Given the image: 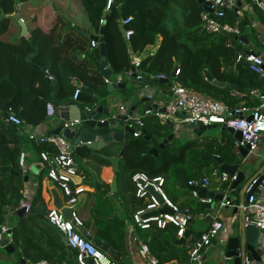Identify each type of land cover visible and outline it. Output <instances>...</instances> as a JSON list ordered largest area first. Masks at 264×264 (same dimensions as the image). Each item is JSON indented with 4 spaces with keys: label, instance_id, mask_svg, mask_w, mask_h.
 Masks as SVG:
<instances>
[{
    "label": "trees",
    "instance_id": "16d2710c",
    "mask_svg": "<svg viewBox=\"0 0 264 264\" xmlns=\"http://www.w3.org/2000/svg\"><path fill=\"white\" fill-rule=\"evenodd\" d=\"M27 1L30 0H0V224L4 220L6 205H17L23 199V171L18 165V157L26 142L31 143L32 150L38 155L43 150L49 152L56 150L48 143L35 144L22 135L20 129L4 125L1 117L13 112L23 121L21 129H25L28 124H40L47 117V103L53 101L56 105L58 103L73 104L71 95L76 86L71 82L72 76L78 78L88 89V91L80 90L77 96L80 108L100 104L102 97L108 93L105 77L97 69L100 59L97 49L89 52L87 56L92 70H88L83 63L73 67L70 60L67 61L69 69L62 68L57 72L54 68L58 59L60 62L61 54L59 42L53 41V30L44 32L40 28H35L28 37H17L14 42L1 39V35L7 31L13 19L12 13L15 11L16 4ZM79 1L91 29L98 33L103 26L106 60L112 70L111 76L124 74L133 66L129 60L127 43L133 53L140 54L147 45L154 43L156 35L159 34L162 38L155 53L143 58L138 64V70L144 81L149 79L156 81L154 78L156 75L164 74L167 76L168 83L177 62L179 73L176 79H179L183 86L208 94L227 104L230 109L241 106L253 107L258 104L257 101H250L246 97L232 95V89L227 86L229 83H236L239 92L247 93L253 87H261L262 83L259 76L252 72L244 61L238 63L236 71H233V57L237 51L243 50L242 43L238 39H233V45L228 46L225 43L227 36L223 33L210 34L200 31L199 15L205 9L203 3L197 0H165V2L163 0H113L110 10L105 12L106 0ZM179 14L181 20L177 21ZM127 17H130V20L123 27L132 31L128 41L122 36L119 28L121 21ZM235 19L236 15L231 10L226 12L222 21L233 24ZM245 27L246 25L240 24V29ZM84 43L83 39H77L74 42V44ZM80 49L83 48L80 46ZM46 70L55 78V81L47 79ZM205 70L212 76L213 81L223 82L224 86H218L205 79L203 75ZM163 85H166V82ZM13 98L9 110L6 111L3 108L4 104ZM154 126L153 133L168 132L166 128L161 127L164 125L154 124ZM231 147L232 142L228 140L224 146L201 148H204L205 153L211 156L217 154L230 161L234 158L230 154ZM149 148V141L144 137L132 138L121 158L124 190L132 196L133 211L142 204L135 198L134 186L131 182V175L134 172L143 171L151 177L160 175L165 181L174 173L175 167L179 168L176 171L177 174L184 173L185 176L192 169L196 176L201 173L208 174L212 170L207 169L209 161L199 160L198 156L203 154L201 150L195 152L192 150L191 154L194 153V155L188 162L190 170L186 171L183 164L188 160L187 151L192 149L191 146L185 145L176 153H171L165 148L161 149L163 153L161 152L158 157L161 162L147 154ZM104 162L109 164L106 160ZM48 210L36 196L30 203L31 213L19 217L7 241L20 251L18 255L22 254L29 261L45 258L51 264H61L62 260L67 259L59 237L55 238V252L53 249L38 246L41 236L36 234L35 228L39 232L43 230L50 235V246L53 248V231L48 226L46 218ZM143 231L141 235L143 238L150 237L151 250L160 264L175 257L180 262L187 261L188 254L185 250L180 251L178 255L165 257L163 246H166L169 241L176 242L173 225L167 224L164 228L153 227ZM94 236L107 241L115 250L121 251L111 235L96 231Z\"/></svg>",
    "mask_w": 264,
    "mask_h": 264
},
{
    "label": "crops",
    "instance_id": "0c3cea01",
    "mask_svg": "<svg viewBox=\"0 0 264 264\" xmlns=\"http://www.w3.org/2000/svg\"><path fill=\"white\" fill-rule=\"evenodd\" d=\"M249 3V0H246ZM18 12V15L21 16L22 21L17 20V17H13L11 20L9 27L5 33L1 35V39L8 42H14L17 37L20 36V26L19 22H22L26 25V34L25 37L30 35V32L35 28H40L44 32H50L53 30V41L59 42L60 46V54L61 60L57 62L54 71L69 69L68 62L72 60V66L76 67L78 64L81 65L83 63L88 70H92L91 64L88 63L90 60L88 59V53L92 52L94 49L98 50V45L95 47H91L90 45V37L89 35H96L97 32H94L90 24L86 18V15L83 11V7L79 0H46V1H38V0H30L23 3L16 4L15 12ZM26 12L30 14V17L26 19ZM42 14H47L45 17H42ZM52 14V15H49ZM24 19V20H23ZM241 22H244L243 25H246L245 29L241 30V35H244L246 39L239 40L242 43V51L246 50H253L257 53L262 54L264 56V45L258 42L257 34L262 35L264 37V13L258 10L254 5H248L246 11L243 13L241 17ZM181 20V15H178L177 21ZM161 35H156L154 43L147 45L144 50L140 54L131 53L129 54V60L131 64H134L135 61H140L143 58L153 55L157 50L160 42H161ZM83 39L85 41L84 44H74L75 40ZM126 40V39H125ZM128 41V40H126ZM69 45L73 46L74 48L70 47ZM128 45V43H127ZM81 48L83 49H80ZM130 46V45H129ZM79 47V49H78ZM128 48V47H127ZM131 48V47H130ZM99 53V50H98ZM100 56V54H99ZM133 59V61H132ZM101 60V56L99 62ZM177 63V62H175ZM99 64V63H98ZM79 65V66H80ZM177 67V66H176ZM98 69V65H97ZM86 70V71H88ZM99 71V70H98ZM128 72V71H127ZM127 72L124 74H119L116 76H111L108 78L110 81H114L116 83H122L123 87L114 89L113 91H109L106 95L102 97V102L97 105H93L92 107L103 106L107 107L109 111V117L112 118L114 115H127L130 107L135 104V102L139 101L142 97V92L144 91V84L148 85L150 91H152V101L155 105H160L164 103L170 97V84L172 82L178 83L176 76L172 77L169 82L167 83L166 78V85L165 82H160L159 80H146L144 82H137L131 79V76L127 75ZM204 75V72H203ZM47 77V75H46ZM205 77V75H204ZM48 79V78H47ZM206 79V77H205ZM208 80V79H207ZM261 80V79H260ZM55 81V78L53 79ZM211 81V80H210ZM71 82L77 87H85L78 78L74 76L71 77ZM106 82V81H105ZM149 82V83H147ZM180 84V83H179ZM236 84V83H235ZM237 85V84H236ZM228 86V84H227ZM238 86V85H237ZM230 88V87H229ZM260 90L264 91V86L258 87ZM232 95L238 97L242 92L238 90L232 89ZM250 101H257L258 99L246 97ZM125 99V100H124ZM71 101L73 104H77L80 102L79 100H74L71 95ZM50 104L56 105L53 101L49 102ZM72 104V103H71ZM71 104H62L58 103L57 106L59 107H66ZM125 106L126 110H119V106ZM145 107V102H139V104L135 107L132 111L131 116L141 115L143 109ZM80 108V107H79ZM91 109V107L81 108V109ZM106 116H103L105 118ZM132 118V117H131ZM128 118L126 121H119V124L124 126L126 124H132V119ZM63 119L53 117H46V119L38 125H27L25 129H20L22 131V135L28 137V133H35V134H47L48 131L55 129L58 126H62ZM154 124H161L156 118L154 117H146L144 118V125L143 129L146 130L147 133H153V128L155 127ZM166 128L168 132L163 134L164 136L173 133V137L169 140V145L173 144V146H169L165 149L174 152H178L181 150L183 146H191L193 144L197 145L201 149V156L204 157L206 155H210L205 153V149L211 146L219 145L224 146L225 143L229 140L231 142L234 140L233 133L226 131L223 127L219 124H211L208 127H200V126H192V125H184L181 124L177 117L176 119H172L165 124H161ZM148 128V129H146ZM162 128V129H163ZM196 131H194V129ZM63 129V128H62ZM163 129V130H164ZM184 130L187 131L188 140L184 142H180L178 134H176L177 130ZM86 130H88L86 128ZM204 130H211L214 135L208 136L204 133ZM216 131L218 134H215ZM61 135V133H60ZM143 137L142 135L135 137L130 133H124V140L127 141V145L130 139L132 138H139ZM68 140V139H67ZM72 141V140H70ZM73 143V141H72ZM74 144V143H73ZM75 145V144H74ZM127 145L125 147L124 153L126 151ZM150 148L153 146L149 142ZM204 147V148H201ZM149 148V149H150ZM158 148L157 156L153 154H147L155 157L158 159L159 154L163 151ZM176 148V150H175ZM122 149V142L114 143L113 147L108 150H101L111 156L117 155V153ZM179 149V150H178ZM178 150V151H177ZM23 151L27 153L26 162L28 168L23 171V189L22 195L24 201L31 203L33 199L38 196V201L43 202L46 209H50L54 206V193L57 194L59 200L62 203V209H73L78 217L81 220V226L87 231L89 235L95 238L94 234L96 231H101L106 233V235H111L112 238L115 239L114 242L121 248V251L116 250L120 253L119 262L121 264H144L143 259L141 258L139 251H138V241L142 240L146 244L148 242L149 249L153 255L155 253L151 250V243L150 237L143 238L141 232L143 230L136 228L133 226L131 220V214L133 213L134 202L132 196L129 192H125L124 190V179L122 178V169H121V158L118 162V172H114L112 169L111 163L97 155L91 153V149H89L85 143H81L79 145H75V154L74 159L79 165V167L85 172L86 177L81 180V184L84 187V190L76 196L77 200L75 203H68L66 196L61 192L60 188L52 183L46 177V164L40 159L39 155L34 152L31 148V143L29 141L26 142ZM234 158L230 161L225 157L216 156L222 158L226 163H233L239 161L241 158L239 154L234 151L233 146L231 147V153ZM248 156L244 159L245 165H242L239 169L243 170L245 178H250L254 173L257 171H261L264 180V136L261 139L260 144L258 147L252 152L247 153ZM124 155V154H123ZM211 156V155H210ZM201 161H209V165L207 169L218 170L219 165L216 161L209 159V160H202ZM108 161L105 163L104 161ZM161 162V159H158ZM33 164H39L40 167L37 168V172L33 173L30 170V166ZM179 166V165H178ZM178 167H175L174 173L165 179L164 183V191L166 192L167 196L178 206L182 208H188L190 212L194 215L199 214L189 223V233L187 234L186 238L190 237L191 241H194L195 235L197 233H201L205 231L212 219H217L222 223V227L219 230L221 238L229 235V233L233 231L234 228L238 226V222L243 223V217L245 215L244 207L247 206V202H242L240 198V192L236 191L234 188L229 190L226 193V197L229 200V204L224 206H219L220 200L213 202L212 200V208L206 209L201 207V202L198 198L194 197L191 193V190L186 185H181V175L184 173L177 174L176 171ZM211 170V172H212ZM220 171V170H218ZM143 172V171H139ZM211 172L208 174H200L195 175L193 169L185 176L186 181L191 178H203L208 177L211 178L210 184L205 187L207 191L213 192L216 194L218 193V188L223 185L220 182L218 177H211ZM43 174L42 177H40ZM145 173V172H144ZM148 175V174H147ZM116 177V186L115 190L111 186V182L113 177ZM149 176V175H148ZM196 176V177H194ZM261 181L262 188L260 186L255 187V192L258 196H261L264 193V181ZM79 182V178L74 180V184ZM132 182V181H131ZM228 183V182H226ZM230 184V183H228ZM231 185V184H230ZM203 197V196H201ZM207 197V196H204ZM136 198V197H135ZM210 198V197H208ZM21 201V200H20ZM7 207V205H6ZM5 207L4 213V220L7 221L9 226L12 227L18 223L19 215H17L16 211L7 213V208ZM28 213H24L22 216H26ZM13 215L17 216V219L11 224L8 220V216L12 217ZM7 216V217H6ZM3 220V222H4ZM48 224V222H47ZM48 226L53 231V248L50 246V235L45 233L43 230L40 232L35 228L36 234L41 236L40 240L38 241L39 247H45L47 249H53V252L56 250V242L55 238L59 237L61 240L64 249H65V256L66 261L62 260L61 264H76L75 261V252L70 249L67 244L65 243L61 233L56 230L54 227H51L49 224ZM51 230H48L52 233ZM150 229H146L148 231ZM259 230V229H258ZM110 236V238H111ZM99 239V238H96ZM185 239V238H184ZM184 239H176L175 243L171 241L168 242L166 246H163V250H165V257H172L173 255H178L180 251H186L187 249L184 246ZM102 242L106 243L109 246V243L105 240L99 239ZM10 243V241L6 242ZM260 245L257 247L258 252L260 254L261 259L264 257V232L259 230L258 234V244ZM147 244V245H148ZM111 246V245H110ZM109 246V247H110ZM15 247V246H14ZM112 248V246H111ZM170 248L172 250H170ZM115 249V248H113ZM221 247L219 245H208L203 248L200 253L199 260L195 262V264H233L232 260L224 258L221 254ZM15 251H18L15 247ZM15 251L13 253H15ZM20 251H18L19 253ZM13 253H7L2 246H0V264H28L29 260L25 259V257L21 254L18 255L16 253L13 256ZM45 259V258H41ZM260 259V260H261ZM23 260V262H22ZM40 260V259H38ZM256 261V260H255ZM185 262H180L175 258L171 260H167L162 264H185ZM160 264V263H159Z\"/></svg>",
    "mask_w": 264,
    "mask_h": 264
},
{
    "label": "built area",
    "instance_id": "2783aa9c",
    "mask_svg": "<svg viewBox=\"0 0 264 264\" xmlns=\"http://www.w3.org/2000/svg\"><path fill=\"white\" fill-rule=\"evenodd\" d=\"M208 3V10L204 9L200 12V31L204 33L217 34L223 33L227 36L226 45L232 46L233 39L228 35L238 37L241 34L240 22L243 13L247 6L254 5L258 10L264 13V0H204ZM113 4V0H106L104 11L108 12ZM233 11L236 19L233 24L222 21L227 11ZM19 20L22 19L19 17ZM130 17L121 21L122 25L129 22ZM103 19H100L102 24ZM132 33L129 29H124V38L129 39ZM257 40L264 45V37L257 34ZM91 47L98 45L97 41H90ZM246 62L248 68L257 74L261 79L262 86H264V61L262 54L253 50L237 51L233 57V71H236L237 64ZM139 61H135L134 70L127 72L128 76L136 79H141L138 70ZM48 80L53 81L54 77L45 71ZM179 73L177 68L174 72L176 76ZM156 80L166 79L167 76L159 74L154 77ZM106 83L109 81L105 78ZM80 86H77L72 94L74 100L77 99L80 93ZM142 97L147 100L141 115L128 116L132 119L131 127L133 129L132 135L138 137L141 135V130L144 125V118L154 117L161 124H165L172 119H178L181 124L206 127L211 124H219L221 127H231L234 131H240L241 140L234 139L232 146L234 151L240 146H248V152L252 153L260 144L264 136V91L258 87L249 89L247 93H241L240 96L251 97L258 99V104L253 107L241 106L236 109H230L224 102L213 98L212 96L193 90L177 82L170 84V97L164 103L155 105L152 101L153 93L144 84ZM119 110H126V107L121 105ZM89 109V108H87ZM54 107L52 104L46 105V116L53 117ZM113 117H116L114 115ZM250 117V118H249ZM3 124L8 126H15L21 128L23 121L13 112H9L6 116L1 117ZM80 124V119L64 120L62 128L75 129ZM28 138L35 144L48 143L56 149L54 152L40 151L39 157L46 164V177L54 184H56L61 192L66 196L67 202L75 203L76 196L80 194L84 187L81 180L86 177L85 172L79 167L74 159L75 145L72 141L67 140L60 134H35L28 133ZM27 153L21 151L18 157V165L25 171L28 168L26 162ZM74 177L79 178V182L74 184ZM211 177H218L222 186L218 188V193L223 194L219 202V206L229 204L226 193L231 188V182L236 178L235 174L229 175L224 171L212 170ZM211 178H191L186 181L189 187L196 189L205 188L210 184ZM263 180V179H262ZM131 181L134 186L135 197L142 203L131 214L133 226L141 230L156 228H164L167 224L175 227V239H184V246L187 249L188 259L185 264H195L199 260L200 253L204 247L208 246L210 241L218 236V232L222 227V223L217 219H212L209 227L200 233L199 237L190 240L186 238L189 223L199 214H193L188 208H182L175 204L164 191V178L160 175L148 176L144 172H134L131 175ZM264 181V180H263ZM230 184H228V183ZM255 180H253L245 191H251ZM261 183V182H260ZM258 183L257 186L262 188ZM255 189V188H254ZM194 197L198 198L201 203H212L211 198L201 197L198 192L191 190ZM164 207L169 208L170 212H162ZM7 213H12L20 208H23L25 213L30 212V203L21 200L17 205H7ZM245 215L243 217V224L245 226L252 225L264 232V193L261 196L253 190L247 198V206L244 207ZM7 217V216H6ZM47 221L51 223L65 238L67 246L75 251L76 264H121L115 260L106 251L101 250L91 240L86 239L79 227L81 220L77 213L72 209L70 218L65 217L62 208L52 207L48 210L46 215ZM11 227L6 220L0 224V241L10 239ZM138 251L144 264H159L158 259L153 255L148 245L142 241H138ZM28 264H51L47 259H40L36 261H29ZM241 264H264V257L260 261L250 260L244 256Z\"/></svg>",
    "mask_w": 264,
    "mask_h": 264
},
{
    "label": "water",
    "instance_id": "95a60500",
    "mask_svg": "<svg viewBox=\"0 0 264 264\" xmlns=\"http://www.w3.org/2000/svg\"><path fill=\"white\" fill-rule=\"evenodd\" d=\"M200 3H203L205 9L208 10V3H206L204 0H197ZM165 2V0H163ZM20 26V36L23 37L26 34V25L22 22L18 23ZM244 22H242V25ZM120 31L122 33V36L124 37V27L122 24L119 25ZM225 34V32H223ZM230 38H236L233 35H228ZM91 40L98 42V50L99 54L101 56V60L98 64V70L101 73V75L105 78H109L112 74V70L110 69V66L107 63L106 60V47L103 37V26L100 27L98 34L96 35H89ZM239 40H245L246 37L244 35H241L238 37ZM127 51L131 53V48L129 44L127 45ZM248 51V50H246ZM264 61V56H262ZM133 61V59H132ZM133 65V64H132ZM175 66H177V63H175ZM134 66H132L131 70H134ZM177 69L175 67L173 71L171 72V76L174 77V72ZM204 75L206 79L209 81L211 80L214 84L218 86H224L223 82L219 81H213L212 76L209 74L207 70L204 71ZM132 80L137 82H144V79H136L134 77H131ZM160 82H165L166 79H159ZM149 83V82H147ZM107 89L109 91H113L114 89L123 87L122 83H116L114 81H108L107 83ZM228 87L231 89L238 90V86L235 83H229ZM82 91H88L87 88L81 87ZM14 98L5 103L3 108L8 111ZM125 100V99H124ZM145 97H141L139 101L135 102L134 105H132L127 113V115L121 116L116 115V117L110 118L109 111L107 107L103 106H97V107H91V109H81L77 104H71L66 107H59L57 105H54V117L55 118H61L63 120H69V119H80V124L75 128H64L62 129V126H58L53 130H50L47 132V134H60L68 139L72 140L75 145H79L81 143H85V145L91 149V153L94 155H97L99 157H102L106 160H108L111 165L113 171L116 173L118 172V162L121 156L124 154L125 147L127 145V141L124 140L123 136L124 133H133V129L130 124H126L124 126L119 124V121H126L128 119V116L131 115L132 111L135 109V107L139 104V102H146ZM103 116H106L103 118ZM250 118V117H249ZM209 126V125H208ZM207 126V127H208ZM195 127V126H194ZM198 127V126H197ZM86 128L88 130H86ZM197 128L194 129L196 131ZM226 131L233 133L234 139L240 141L241 140V133L240 131H234L231 127L224 128ZM141 135L148 140L153 146L148 150L149 154H153L157 156L158 148H167L169 146H173V144L169 145V140L173 137V133H169L166 136H163L162 132H156V133H147L145 129L141 130ZM116 142H122V149L117 153V155L111 156L101 150H108L113 147L114 143ZM237 154L240 156V160L233 163H226L224 160L216 155L210 156L206 155L202 157V160H209L212 159L216 161L219 165L218 170L224 171L228 173L229 175L235 174L236 178L231 182V188H234L236 191L240 192V198L242 202H247L248 196L251 194V192L254 190V188L257 186L258 183H260L263 179V175L261 174V171H257L254 173L250 178L246 179L243 170L239 169L242 165H245L244 159L248 156V146H240L237 149ZM39 164H33L30 166V170L33 173H36L39 168ZM78 177H74L73 179L77 180ZM255 180L253 184V188L251 191L246 192L245 188L253 181ZM181 185H186L190 190H195L198 192L199 196H207L210 197L213 202H216L217 200L222 199L221 193H214L207 191L205 188H193L189 187L186 184V178L184 175H181ZM112 188L115 190L116 186V177L114 176L111 182ZM54 206L56 208H61L62 203L59 200L56 193H54ZM213 204V203H212ZM211 203H202L201 207L210 209L212 208ZM65 217L70 218L71 209H62ZM163 212H170L169 208L164 207L161 209ZM17 215L22 216L24 215L25 211L23 208H20L16 211ZM48 224L51 227H54L51 223L48 222ZM55 228V227H54ZM56 229V228H55ZM79 231L81 234L88 240H91L93 244H95L98 248H100L103 251H106L110 256H112L115 260H119L120 253L116 251L115 249L109 247L106 243L102 242L99 239L93 238L91 235L87 233V231L80 226ZM57 230V229H56ZM189 233V230H187L186 234ZM220 234V231L218 232V235ZM258 234L259 230L257 227L248 225L245 226L242 222H238V226L233 229L232 233L230 232L229 235H226L224 237H218L216 236L213 238L209 245H219L221 249V254L224 256V258L232 260L233 264H241L243 261L244 256H246L250 260H256L260 261L261 257L258 252L257 247L260 245L258 244ZM62 235V233H61ZM200 233H197L195 235V238H198ZM64 241L65 238L62 235ZM66 243V241H65ZM0 246L3 247V249L7 253H13L15 251V247L12 243H5V240L0 241ZM23 262V260H22Z\"/></svg>",
    "mask_w": 264,
    "mask_h": 264
},
{
    "label": "rangeland",
    "instance_id": "374dc122",
    "mask_svg": "<svg viewBox=\"0 0 264 264\" xmlns=\"http://www.w3.org/2000/svg\"><path fill=\"white\" fill-rule=\"evenodd\" d=\"M39 1V0H38ZM40 1H43V0H40ZM44 1H46V0H44ZM50 2H52V0H50ZM15 12V11H14ZM27 14H26V19L27 18H29L30 17V14H28V12H26ZM12 15L14 16V17H17L16 19L17 20H19V17L21 18V16H19L18 15V12H16V13H12ZM43 16L42 17H45L47 14H42ZM49 15H52V14H49ZM23 18V17H22ZM21 18V19H22ZM24 20V19H23ZM178 80V83H181V81L179 80V79H177ZM177 82V81H176ZM182 84V83H181ZM204 133L205 134H207L208 136H210V135H214V133L211 131V130H204ZM176 134H178V136H179V140H180V142L182 143V142H184V141H186V140H188L187 138H188V133H187V131H185V129L183 130H177V132H176ZM215 134H218V132L216 131V133ZM192 149L191 150H188L187 151V153H188V160H187V162H185V164H183L184 166H185V169H186V171L187 170H190L189 169V160H190V157L192 156L193 157V155H194V153H192L191 154V152H192V150L195 152L196 150L197 151H200L201 149L200 148H198V146L197 145H195V144H193L192 145V147H191ZM175 150H176V148H175ZM179 150V149H178ZM177 150V151H178ZM201 157L202 156H198V158H199V160L201 159ZM197 158V159H198ZM189 173V172H188ZM10 215V214H9ZM15 219H17V216L16 215H13L12 217H10V216H8V220H9V222L12 224L13 222H14V220ZM264 244V243H263ZM74 251V250H73ZM75 252V251H74ZM16 253H18L17 251H15V253H13V256L16 254Z\"/></svg>",
    "mask_w": 264,
    "mask_h": 264
}]
</instances>
